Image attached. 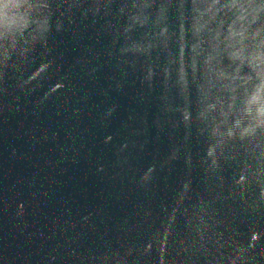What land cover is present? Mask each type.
Returning a JSON list of instances; mask_svg holds the SVG:
<instances>
[{"label": "water", "instance_id": "1", "mask_svg": "<svg viewBox=\"0 0 264 264\" xmlns=\"http://www.w3.org/2000/svg\"><path fill=\"white\" fill-rule=\"evenodd\" d=\"M0 264H264V0H0Z\"/></svg>", "mask_w": 264, "mask_h": 264}]
</instances>
